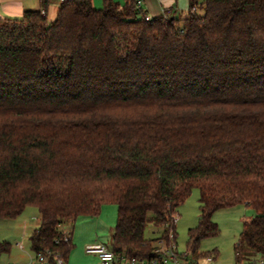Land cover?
Returning a JSON list of instances; mask_svg holds the SVG:
<instances>
[{"label":"trees","instance_id":"trees-1","mask_svg":"<svg viewBox=\"0 0 264 264\" xmlns=\"http://www.w3.org/2000/svg\"><path fill=\"white\" fill-rule=\"evenodd\" d=\"M64 0L53 21L0 18V219L39 212L32 251L66 261L79 216L117 206L109 248L151 255L148 224L199 190L192 257L219 235L214 212L254 215L236 264L264 258V0H188L145 20L136 0ZM48 0H42L46 9ZM198 11H202L198 13ZM68 236V240L65 237ZM0 242V255L10 252Z\"/></svg>","mask_w":264,"mask_h":264},{"label":"rangeland","instance_id":"rangeland-1","mask_svg":"<svg viewBox=\"0 0 264 264\" xmlns=\"http://www.w3.org/2000/svg\"><path fill=\"white\" fill-rule=\"evenodd\" d=\"M185 4L182 17L187 15L188 0ZM182 7V6H181ZM202 11H198L201 13ZM199 190L194 188L190 196L179 206L178 219L175 223L176 242L181 252H187L188 230L197 226L199 222ZM118 209H101L99 216L85 218L79 216L73 227V248L69 254L68 264H96L99 262L96 255L85 252L88 245H77L76 237L93 238L95 243L108 244L112 228L117 220ZM254 210L244 204L229 208H222L214 212L212 219L218 224L220 233L215 237L204 238L200 241L197 257L199 264H207L205 256L212 254L214 261L211 264H236L234 245L238 241L245 220L254 215ZM39 224V212L35 206H27L23 212L11 220H0V242L11 244L10 252L0 255V264H27L35 258L31 249L30 234ZM162 228L148 224L144 236L148 239H157L162 235ZM23 247V248H22ZM195 258V257H194Z\"/></svg>","mask_w":264,"mask_h":264},{"label":"built area","instance_id":"built-area-1","mask_svg":"<svg viewBox=\"0 0 264 264\" xmlns=\"http://www.w3.org/2000/svg\"><path fill=\"white\" fill-rule=\"evenodd\" d=\"M136 8L142 9V0H136ZM145 20H151V17L146 15ZM172 219L176 223L178 214L173 215ZM65 240H68V236L65 237ZM85 252L96 255L99 260L98 264H199L189 251H179L173 231H169L166 236H160L155 240L151 255L127 256L117 254L106 243L88 245ZM205 261L207 264H211L214 261L213 255L205 256ZM27 264H68V262L60 254L44 251L36 253L35 258ZM257 264H264V258L259 259Z\"/></svg>","mask_w":264,"mask_h":264},{"label":"crops","instance_id":"crops-1","mask_svg":"<svg viewBox=\"0 0 264 264\" xmlns=\"http://www.w3.org/2000/svg\"><path fill=\"white\" fill-rule=\"evenodd\" d=\"M92 1L95 8L97 9L102 8L103 6L102 0H92ZM115 1L119 3L120 7L123 6L125 2V0H115ZM60 3H61L60 0H48V5L46 9H44L42 7V0H0V18H12V19L21 18L24 12L26 11L41 10L45 12L48 21H53L57 15ZM184 4H185L184 0H142V10L151 18L159 16L165 12H168L174 16H181L182 13H184L183 9H181L184 7ZM101 209H117V206L115 204H105L101 207ZM84 217L93 218L88 216H84ZM76 220L74 221V223L76 222ZM37 227L38 224L35 225L32 232ZM72 242H73V231H72ZM75 242L78 246L83 244L92 245L98 243V242L95 243V239L93 238H81L80 236L76 237ZM67 259L69 260V255ZM96 264H98V262Z\"/></svg>","mask_w":264,"mask_h":264}]
</instances>
